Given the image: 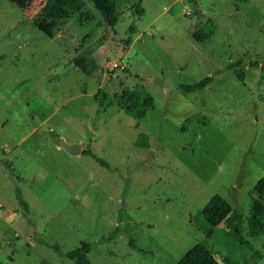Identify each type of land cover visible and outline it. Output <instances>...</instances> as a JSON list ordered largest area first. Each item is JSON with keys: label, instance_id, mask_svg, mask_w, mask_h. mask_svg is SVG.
<instances>
[{"label": "rangeland", "instance_id": "374dc122", "mask_svg": "<svg viewBox=\"0 0 264 264\" xmlns=\"http://www.w3.org/2000/svg\"><path fill=\"white\" fill-rule=\"evenodd\" d=\"M82 1L48 39L32 26L46 0H0V264H74L82 242L90 264H177L196 244L219 264H264V235L247 231L264 175V0H192L198 15L189 0H140L142 16L119 0L114 27ZM206 19L214 33L196 42ZM238 59L242 82L227 69ZM135 85L153 100L141 119L115 102ZM215 195L238 210V235L233 216L205 235Z\"/></svg>", "mask_w": 264, "mask_h": 264}, {"label": "trees", "instance_id": "16d2710c", "mask_svg": "<svg viewBox=\"0 0 264 264\" xmlns=\"http://www.w3.org/2000/svg\"><path fill=\"white\" fill-rule=\"evenodd\" d=\"M119 0H91L94 9L100 15L102 21L108 27L117 24L116 6ZM239 3H246L248 0H237ZM193 7L194 15H198L197 5L189 0ZM85 11V4L82 0H46L39 13L32 21V26L48 39H52L67 22L74 20ZM133 11L137 16L143 15L140 0H136ZM214 33L213 22L206 19L204 23L192 34L196 42L204 43L208 41ZM127 44L130 43L128 39ZM241 60L238 59L234 65H227V69L239 82L244 80V74L240 67ZM213 82V77H206L193 85H181L179 89L184 93L199 92L208 87ZM100 107L105 111L111 105L110 97L99 90L93 97ZM117 98V99H116ZM115 98V102L120 111L134 119H141L145 115V110L152 107L153 100L149 94L140 86L121 88L120 93ZM188 122V121H187ZM81 156L94 160L103 168L108 169V165L100 158L96 157L90 149L82 150ZM255 197L251 200L250 213L247 218V231L253 237L264 235V175L255 183L252 188ZM203 223L205 235L210 238L220 224L224 223L230 216H233L235 232L237 235L242 232L240 227L241 216L238 210L233 209L228 202L219 195L213 196L199 213ZM47 245V244H46ZM264 248V243H263ZM56 253H60L58 245L50 246ZM128 247L146 255L144 251L134 245L129 240ZM90 246L87 243H80L74 251L65 254V258L73 261L74 264H90L88 254ZM177 264H219L213 254L201 244L194 245Z\"/></svg>", "mask_w": 264, "mask_h": 264}, {"label": "water", "instance_id": "95a60500", "mask_svg": "<svg viewBox=\"0 0 264 264\" xmlns=\"http://www.w3.org/2000/svg\"><path fill=\"white\" fill-rule=\"evenodd\" d=\"M46 137L54 145L61 148L67 155L72 157H77L81 155V142H76L75 144H68L61 140L59 137L53 136L51 133L46 134Z\"/></svg>", "mask_w": 264, "mask_h": 264}, {"label": "crops", "instance_id": "0c3cea01", "mask_svg": "<svg viewBox=\"0 0 264 264\" xmlns=\"http://www.w3.org/2000/svg\"><path fill=\"white\" fill-rule=\"evenodd\" d=\"M57 147V146H56ZM59 148V147H58ZM59 149H61V148H59Z\"/></svg>", "mask_w": 264, "mask_h": 264}]
</instances>
